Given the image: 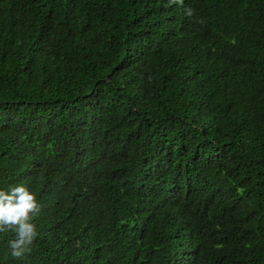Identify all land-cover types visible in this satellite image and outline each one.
I'll list each match as a JSON object with an SVG mask.
<instances>
[{
    "label": "trees",
    "instance_id": "trees-1",
    "mask_svg": "<svg viewBox=\"0 0 264 264\" xmlns=\"http://www.w3.org/2000/svg\"><path fill=\"white\" fill-rule=\"evenodd\" d=\"M12 185L0 264H264V0H0Z\"/></svg>",
    "mask_w": 264,
    "mask_h": 264
},
{
    "label": "clouds",
    "instance_id": "clouds-1",
    "mask_svg": "<svg viewBox=\"0 0 264 264\" xmlns=\"http://www.w3.org/2000/svg\"><path fill=\"white\" fill-rule=\"evenodd\" d=\"M183 4V0H170V4ZM193 15L192 9H186ZM42 209L36 195L24 185H12L0 190V233L13 232L14 238L8 241L11 256L20 259L31 253L32 245L39 236L37 225L33 222Z\"/></svg>",
    "mask_w": 264,
    "mask_h": 264
}]
</instances>
